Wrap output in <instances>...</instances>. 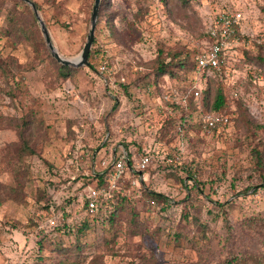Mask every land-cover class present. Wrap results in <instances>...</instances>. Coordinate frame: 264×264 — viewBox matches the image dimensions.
<instances>
[{
    "label": "rangeland",
    "instance_id": "rangeland-1",
    "mask_svg": "<svg viewBox=\"0 0 264 264\" xmlns=\"http://www.w3.org/2000/svg\"><path fill=\"white\" fill-rule=\"evenodd\" d=\"M31 1L77 58L94 0ZM222 11L243 18L222 80L231 123L206 130L196 112L185 126L165 98L195 76L156 68L206 48ZM48 55L31 8L0 0V264H264V0H104L87 66L61 78ZM122 151L133 165L103 229L87 191ZM144 154L153 162L133 171Z\"/></svg>",
    "mask_w": 264,
    "mask_h": 264
},
{
    "label": "built area",
    "instance_id": "built-area-1",
    "mask_svg": "<svg viewBox=\"0 0 264 264\" xmlns=\"http://www.w3.org/2000/svg\"><path fill=\"white\" fill-rule=\"evenodd\" d=\"M242 14L236 11H222L210 20L208 27L207 47L194 56L196 71L205 72L206 76H213L222 81L226 77V62L233 50L241 44L238 32L241 28ZM201 85V84H200ZM199 83L192 84L188 95L166 96V101L174 105H185L189 95L194 97L200 94ZM199 123L206 130H216L230 125L231 119L227 114L198 112ZM153 162L150 154H144L136 164L135 170L143 171ZM129 168L127 154L122 151L114 157L111 169L105 174L103 187L88 188L86 196V211L90 215L97 214L101 201L111 199L112 193L117 190L118 183ZM153 203V202H151ZM51 225L55 221H50Z\"/></svg>",
    "mask_w": 264,
    "mask_h": 264
},
{
    "label": "trees",
    "instance_id": "trees-1",
    "mask_svg": "<svg viewBox=\"0 0 264 264\" xmlns=\"http://www.w3.org/2000/svg\"><path fill=\"white\" fill-rule=\"evenodd\" d=\"M9 1L20 3L22 6L28 8V6L24 2H21L19 0H9ZM35 5H36L37 10H39L38 5L37 4H35ZM103 5H104V0H101L100 10L103 7ZM9 24H10L12 29H15L18 27L16 22L14 21V19L12 17L9 18ZM238 34H239V32H238ZM29 35H30V33H29ZM41 45H42V42H41ZM48 57H49L50 61L53 64H55V66L57 68V73L61 78L68 76L69 73L73 71V69H71L69 67L57 64V62H55L49 55H48ZM228 63H229V60H227L226 66L228 65ZM195 67H196V64H195V60H194V56H193L192 58L185 57V58L179 59L178 63H176V64H172V63L170 64V63H165L164 61H161L156 68V74L157 75L172 73V70H171L172 68H181V69L183 68V69H185V72H188V74L192 73L195 77L190 81L189 85L184 87L185 90L183 92L186 95H188V90H189V88H191L192 82L194 81V79H195V81H197V83H199V85L201 84L199 96L194 97L193 95H189L185 105H179V106L175 105L174 106L175 108H178V109L184 111L185 116L182 117V121L184 122L183 124L185 126L188 124H191V125L193 124L192 114H194L196 112L225 114V113H223V109L225 106V96H224V92L222 89L223 81H220L213 76H206L205 72L199 73L198 71H196ZM188 74H187V76H188ZM213 86H214L215 90H214L213 100L210 104V102H208L207 98H208L209 92ZM204 106L206 107V109L204 108ZM25 144H27V143H25ZM30 151H32V152H30ZM21 152L27 153L29 155L34 154L33 150L30 147H28L27 145H23ZM124 152L127 154L129 166H132L133 165L132 164L133 158L130 156V154L128 152H126V151H124ZM254 153L256 154L257 163L260 164L261 158L259 156V153L257 151H255ZM111 167H112V163L110 166H108L106 168V170L104 172H101L100 174L95 175V177L97 178V181H96L97 187H103L106 185V183L104 182V176L111 169ZM260 187H264V176H262V178H261ZM245 191L247 192V191H249V189L247 188ZM148 197L150 198L151 202L155 203V205H156V203H158L157 200L163 198L161 196V194H157L155 192H149ZM111 199H109L107 201H101L99 204V209L100 210L104 209V213H105V214H99V212H98V214H97V215H99V218L102 219L101 222H102V228L103 229H105V228L108 229L110 225L115 223V219H116V216H117L118 211H119L118 209L120 207V202L115 201V200H111ZM85 205H86V202H85ZM101 217H103V218H101ZM85 226L86 225H83L81 229L77 230V232L81 231L82 229H85ZM103 229H102V231L104 232ZM76 249H77V247H76ZM228 264H238V263L236 261H234V259H233L230 262H228Z\"/></svg>",
    "mask_w": 264,
    "mask_h": 264
},
{
    "label": "water",
    "instance_id": "water-1",
    "mask_svg": "<svg viewBox=\"0 0 264 264\" xmlns=\"http://www.w3.org/2000/svg\"><path fill=\"white\" fill-rule=\"evenodd\" d=\"M19 1L26 3L31 8L35 18L37 19V21L39 23L41 34L44 38V42L46 44V47L49 50L52 58L58 64H60L62 66L70 67V68H80L82 66L88 65V56H89V53H90V50H91V47L93 44V40H94V31H95V27H96V20L98 17V10H99L101 0H94L91 15H90V27H89V31H88V34L86 37L85 44L82 48L80 55L74 59H66V58L62 57L59 54V52L54 48V46L51 42L50 36L48 34L47 28H46L43 20L41 19V17L38 14V10L36 8L35 3L32 2L31 0H19Z\"/></svg>",
    "mask_w": 264,
    "mask_h": 264
}]
</instances>
